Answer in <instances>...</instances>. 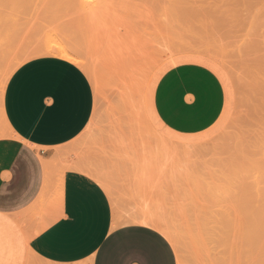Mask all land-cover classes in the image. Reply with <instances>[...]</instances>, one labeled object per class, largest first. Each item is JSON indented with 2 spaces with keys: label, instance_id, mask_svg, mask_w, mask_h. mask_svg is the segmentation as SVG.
Returning a JSON list of instances; mask_svg holds the SVG:
<instances>
[{
  "label": "rangeland",
  "instance_id": "374dc122",
  "mask_svg": "<svg viewBox=\"0 0 264 264\" xmlns=\"http://www.w3.org/2000/svg\"><path fill=\"white\" fill-rule=\"evenodd\" d=\"M0 32L1 49L8 43L14 57L0 49L9 79L25 62L52 56L48 46L85 60L71 62L89 76L96 104L71 152L109 193L114 226L142 217L166 224L177 264L225 263L246 224L263 237L264 0H0ZM170 60L206 64L225 84L216 130L223 126L207 141L170 142L147 118L148 92ZM8 78L0 76V139L14 140L3 106ZM225 221L242 229L233 234Z\"/></svg>",
  "mask_w": 264,
  "mask_h": 264
},
{
  "label": "crops",
  "instance_id": "0c3cea01",
  "mask_svg": "<svg viewBox=\"0 0 264 264\" xmlns=\"http://www.w3.org/2000/svg\"><path fill=\"white\" fill-rule=\"evenodd\" d=\"M160 68L149 121L170 142L210 139L227 103L220 75L196 61ZM95 104L87 73L60 57L33 58L9 79L4 116L16 138L0 139V264H177L155 227L114 226L109 193L71 152Z\"/></svg>",
  "mask_w": 264,
  "mask_h": 264
},
{
  "label": "bare ground",
  "instance_id": "6f19581e",
  "mask_svg": "<svg viewBox=\"0 0 264 264\" xmlns=\"http://www.w3.org/2000/svg\"><path fill=\"white\" fill-rule=\"evenodd\" d=\"M1 33V32H0ZM5 36V35H4ZM3 38V37H2ZM7 38V37H6ZM6 38L4 39V40H6ZM5 42H7V41H5ZM3 44V43H2ZM4 44H6L5 45V47L6 48H3V49H1V44H0V49L3 51V53L5 52H7V53H9V54H7L8 56H9V59L11 58L10 56H11V53H10V51H12V49L10 50V51H7V49L9 48V47H7V46H9V45H7L8 43H4ZM204 44V43H203ZM161 45V44H160ZM165 46V45H164ZM2 47H4V46H2ZM4 49H5V51H4ZM10 49V48H9ZM163 49V48H162ZM0 50V52H2ZM152 51V50H151ZM150 51V52H151ZM154 51V50H153ZM155 51L158 53V51H159V49H158V51L155 49ZM155 51H154V54H153V52H152V54H153V56L154 55H157L156 53H155ZM162 51V50H161ZM217 51H218V49H217ZM221 51V50H220ZM147 52V51H146ZM44 53L45 54H49V55H52V56H57V57H61V58H64V59H66V60H69V61H72V62H75V63H79V64H84L85 63V60L83 59V58H81L79 55H77L75 52H73L70 48H68V47H66V46H63V45H53V46H48V47H46L45 49H44ZM148 54H149V52H147ZM145 54L146 56L148 55V54ZM13 54V53H12ZM161 54V53H160ZM166 54V53H165ZM144 55V56H145ZM1 56H3V58L4 57H6L4 54L3 55H1V53H0V57ZM43 56V55H42ZM149 57V59H152V58H150V57H152V56H148ZM3 58H0V60L2 59L3 60ZM13 58L14 57H12L11 59L13 60ZM147 58V57H146ZM10 59V60H11ZM15 59L16 60H19V59H17L16 58V56H15ZM1 60V61H2ZM0 61V76L2 77V84H3V82H4V80H7V78L9 77L8 75H9V71H10V68L9 67H7V66H10V65H5V64H3L5 61H3V62H1ZM143 61V60H142ZM11 62H13V61H11ZM10 62V63H11ZM20 62V61H19ZM5 63H9V62H5ZM14 63V62H13ZM3 64V65H2ZM21 64V63H20ZM140 64V63H139ZM142 64V63H141ZM145 64V63H144ZM144 64H143V66H144ZM5 65V66H4ZM13 65V64H12ZM17 65V64H16ZM146 65V64H145ZM15 67V66H14ZM139 67V66H138ZM142 67V66H141ZM144 68H145V66H144ZM12 69V68H11ZM13 71H14V68L12 69ZM145 70V69H144ZM11 72V71H10ZM9 79V78H8ZM6 83V82H5ZM137 88V87H136ZM5 90V89H4ZM3 98V97H2ZM4 106V105H3ZM2 107V105L0 104V108ZM3 108V107H2ZM0 111H1V109H0ZM7 120V119H6ZM6 123H7V125L9 124L8 123V120L6 121ZM9 127V126H8ZM190 215V214H189ZM146 216H148V215H146ZM142 217V216H141ZM135 218H137V219H139V217H135ZM135 218H134V221L136 222V221H138L139 222V220H141V224H145V225H147V224H153V225H156V226H158L161 230H162V233H164V235H165V233H167L166 235L167 236H169V234L171 235V233L173 232H171L170 233V231H169V228H168V226L166 225V224H164V223H159L160 221H158V222H155V219L153 218V217H149V219H148V217L146 218H144V217H142V219H139V220H135ZM153 218V219H152ZM222 222H224V221H222ZM226 222V221H225ZM137 223V222H136ZM140 223V222H139ZM226 223H228L229 225H228V227L232 224L230 221L229 222H226ZM237 224V223H236ZM235 223H233V225H232V227L231 228H233V229H230V227H229V230H231L232 231V233L234 232L233 230L236 228H238L237 230H239V228L242 226H240L239 227V223H238V225H236ZM150 225V226H151ZM153 225H152V227H153ZM247 225H249V224H246V227L244 228L243 227V229H248L247 230V232H245V233H242V234H240V238L238 237V235H239V231H237L236 229H235V232L237 231V233H235L236 234V237H234L235 239H237V240H233V245H231V243L232 242H230L231 240H230V238H233L232 236H234V235H232L231 233H230V231H229V233H228V231H226V228H228V227H226L225 229H223V231H222V233H224V230H225V232L226 233H228V234H231L230 236V238L228 237V239L230 240H228V239H226L225 237V235H223L224 236V238H225V240H228L229 241V246H228V248L231 246V248H229L230 249V251L228 250V252H230L229 253V255H227L228 257L225 259V263L223 262V263H221L222 262V260H224V259H222L221 257V262L219 263H216V264H263L264 263V253H263V248H264V241H263V237H264V235H263V237H259V235H261L262 233H261V229H260V233L261 234H259V230H255L258 234V237L259 238H262V239H260V240H257V241H255L254 240V238L255 237H253L254 235L256 236V232L254 233L253 232V230L254 229H252L251 227H250V229H252V230H249V226L247 227ZM234 226H236L235 228H234ZM243 226H245V225H243ZM251 226H254L255 227V225H251ZM258 226V225H257ZM256 226V227H257ZM224 227H225V225H224ZM255 227V228H256ZM241 229H242V227H241ZM241 229H240V231H241ZM263 229V228H262ZM242 232H243V230H242ZM264 232V231H263ZM169 233V234H168ZM234 234V233H233ZM264 234V233H263ZM165 235V236H166ZM222 236V237H223ZM229 236V235H228ZM170 237V236H169ZM172 237V236H171ZM238 237V238H237ZM257 237V236H256ZM223 238V239H224ZM239 239H241V240H239ZM224 240V241H225ZM228 244H225V248H226V245H228ZM224 251H226V250H224ZM224 253V252H223ZM225 254V253H224ZM226 256V255H225ZM261 256H263L262 258H261ZM215 259V258H214ZM216 259H218V256H217V258ZM214 261V260H213ZM212 261V262H213ZM216 261H219V260H216ZM211 264H214V263H211Z\"/></svg>",
  "mask_w": 264,
  "mask_h": 264
}]
</instances>
